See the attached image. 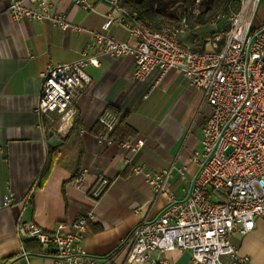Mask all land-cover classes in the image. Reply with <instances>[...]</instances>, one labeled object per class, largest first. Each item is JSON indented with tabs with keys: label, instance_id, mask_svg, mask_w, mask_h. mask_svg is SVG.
<instances>
[{
	"label": "crops",
	"instance_id": "crops-1",
	"mask_svg": "<svg viewBox=\"0 0 264 264\" xmlns=\"http://www.w3.org/2000/svg\"><path fill=\"white\" fill-rule=\"evenodd\" d=\"M8 1L0 0V264H54L36 240L25 239L20 245L15 231L19 216L49 231L57 223L68 224L88 211L94 213V219L86 224L82 245L89 254L105 261L139 222L155 218L169 203L162 193L154 197L143 176L132 174L125 159L153 172L171 167L164 189L182 199L187 179L197 169L191 155L200 146L209 107L202 91L192 87L176 69L162 74L156 70L139 81L132 77L134 62L130 56H99L98 66L85 67L90 83L75 101L73 118L65 121L56 114L39 117L36 107L42 73L48 65L77 60L83 51L93 53L90 31H103L107 6L97 2L94 10H83L71 0H50L68 21L83 28L74 32L62 31L51 22L13 19ZM24 3L29 5V1ZM263 20L261 0L253 25ZM211 31L207 25L191 27L178 39L199 50L205 47ZM104 32L132 43L118 24ZM103 112L116 118V114L126 113L125 126L130 131L126 137L144 139L138 152L131 154L119 145L123 134H113L111 144L98 143L97 133L102 130L98 117ZM49 131L56 138L51 139ZM53 148L59 151V159L31 200L23 205L21 198ZM182 166L183 176L177 169ZM82 169L87 171V190L95 183V172H102L110 180L95 202L71 183ZM4 194L14 196L13 203L6 207L1 205ZM230 238L250 264H264V220L256 219L251 231L233 232ZM151 258L167 260L168 264H194L188 251H152ZM114 260L113 264H147L127 262L122 251Z\"/></svg>",
	"mask_w": 264,
	"mask_h": 264
},
{
	"label": "built area",
	"instance_id": "built-area-1",
	"mask_svg": "<svg viewBox=\"0 0 264 264\" xmlns=\"http://www.w3.org/2000/svg\"><path fill=\"white\" fill-rule=\"evenodd\" d=\"M239 1L238 10L217 12L205 18L203 24L194 21L200 11L199 0H193L188 15L152 29L136 11L121 6L119 0H71L83 10H94L95 3H104L103 31H90L93 53L83 51L75 61L46 67L37 98L39 117L56 114L65 121L73 118L75 101L90 83L85 67L98 66L99 56H130L134 62L132 77L139 81L156 70L161 74L169 69L180 71L192 87L202 91L209 112L201 129L200 146L191 155L197 169L187 179L182 199L164 189L171 167L153 172L125 159L132 174L143 176L154 197L162 193L169 203L155 218L139 222L105 261L89 254L82 245L86 224L94 219L92 211L68 224L57 223L49 231L19 216L15 231L21 246L25 239L36 240L54 264H113L121 251L127 262L168 264L167 260L152 259V251H188L194 264H250L230 236L233 232L246 234L256 219L264 220V20L253 25L261 0ZM7 9L13 19L51 22L62 31L83 29L68 21L50 0H9ZM113 24L121 26L132 43L104 32ZM202 25L212 30L204 48L194 50L179 41V36L191 27L198 29ZM116 120L110 112L98 117L103 127L97 133L98 143L114 141L108 133ZM143 144L140 136L119 141L131 154ZM177 169L183 176L185 168ZM86 174L82 169L71 183L95 202L110 180L102 172H95V183L87 190ZM36 188L34 180L21 198L23 205L31 200ZM13 201L12 194H4L1 205L9 206ZM22 254L27 258L26 252Z\"/></svg>",
	"mask_w": 264,
	"mask_h": 264
},
{
	"label": "trees",
	"instance_id": "trees-1",
	"mask_svg": "<svg viewBox=\"0 0 264 264\" xmlns=\"http://www.w3.org/2000/svg\"><path fill=\"white\" fill-rule=\"evenodd\" d=\"M170 1V0H169ZM179 2L184 3L182 7L185 11L187 10L186 4L193 3V0H180ZM180 3V4H181ZM202 5L204 9L197 16L194 17V21H199L204 24L205 18L211 15H214L218 10H232L236 11L239 8L240 1L239 0H202ZM119 4L125 7L128 10H134L137 12L139 19L143 20L147 25H149L152 29H158L161 24H170L176 23L174 20L177 19V8L169 6L166 0H119ZM192 20V19H191ZM173 21V22H171ZM212 33V31H211ZM117 115V120L114 128L108 133L109 136L113 134H123L121 139L126 137V134H130V131L125 126V118L126 113L121 115ZM99 124V123H98ZM100 128L103 129L102 125ZM76 129L73 127V130ZM72 132V128L67 133L65 139ZM60 157L59 151L55 148L49 149L47 154L46 163L41 170V172L37 175L36 181L37 186L40 187L45 179L47 178L51 166L54 162H56ZM40 248V247H38Z\"/></svg>",
	"mask_w": 264,
	"mask_h": 264
},
{
	"label": "rangeland",
	"instance_id": "rangeland-1",
	"mask_svg": "<svg viewBox=\"0 0 264 264\" xmlns=\"http://www.w3.org/2000/svg\"><path fill=\"white\" fill-rule=\"evenodd\" d=\"M167 1V4L169 5V6H172V7H174V8H177V15H178V17H177V19L176 20H174L175 22H177L178 21V19L180 18V17H182V15H188V13H187V10L185 11L182 7L184 6V3H181V2H179L180 0H166ZM201 1L202 0H199V7H198V9H199V11L200 12H202L203 11V9H204V6L202 5V3H201ZM181 3V4H180ZM190 5H191V3H187L186 4V7H187V9L188 8H190ZM185 7V6H184ZM220 11H223V10H218V11H216L215 13H217V12H220ZM208 17V16H207ZM206 17V18H207ZM171 22H173V21H171ZM211 197H212V195H211ZM213 199V198H212ZM231 239V238H230ZM232 243H233V241H231Z\"/></svg>",
	"mask_w": 264,
	"mask_h": 264
},
{
	"label": "water",
	"instance_id": "water-1",
	"mask_svg": "<svg viewBox=\"0 0 264 264\" xmlns=\"http://www.w3.org/2000/svg\"><path fill=\"white\" fill-rule=\"evenodd\" d=\"M49 135L51 136V139L56 138V136L53 134V131H49ZM51 139H50V143H51Z\"/></svg>",
	"mask_w": 264,
	"mask_h": 264
}]
</instances>
